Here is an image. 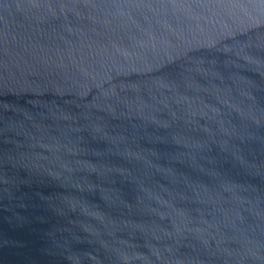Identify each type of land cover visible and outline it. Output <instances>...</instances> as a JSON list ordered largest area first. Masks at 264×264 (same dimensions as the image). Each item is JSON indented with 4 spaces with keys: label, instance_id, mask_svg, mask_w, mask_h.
Returning a JSON list of instances; mask_svg holds the SVG:
<instances>
[{
    "label": "water",
    "instance_id": "1",
    "mask_svg": "<svg viewBox=\"0 0 264 264\" xmlns=\"http://www.w3.org/2000/svg\"><path fill=\"white\" fill-rule=\"evenodd\" d=\"M0 264H264V0H0Z\"/></svg>",
    "mask_w": 264,
    "mask_h": 264
}]
</instances>
